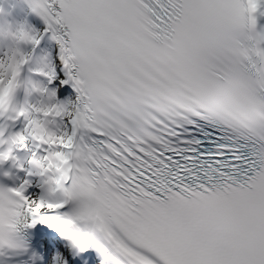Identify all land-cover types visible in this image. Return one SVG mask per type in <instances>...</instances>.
Returning a JSON list of instances; mask_svg holds the SVG:
<instances>
[{
  "label": "snow or ice",
  "instance_id": "obj_1",
  "mask_svg": "<svg viewBox=\"0 0 264 264\" xmlns=\"http://www.w3.org/2000/svg\"><path fill=\"white\" fill-rule=\"evenodd\" d=\"M27 2L45 28L0 55V116L30 73L0 163L31 169L0 187V249L7 226L33 264H264V0Z\"/></svg>",
  "mask_w": 264,
  "mask_h": 264
},
{
  "label": "bare ground",
  "instance_id": "obj_2",
  "mask_svg": "<svg viewBox=\"0 0 264 264\" xmlns=\"http://www.w3.org/2000/svg\"><path fill=\"white\" fill-rule=\"evenodd\" d=\"M5 5L10 4L13 9H15V11H17L20 15L21 13H24L26 15V17L28 19H30L32 21V17H34L35 19V24H36V28L39 32H42L45 28V25L43 24L42 20L35 15L29 6V3L27 2V0H5L4 1ZM257 31H264V16H258V25H257ZM48 46H50L48 41H44L42 42L41 48H40V55H44L46 48H49ZM29 72L27 70V68L25 69L24 72V77L29 76L28 75ZM25 93L24 89H18L17 93H16V100L17 102L22 105L24 100H25V94L24 96H22V94ZM14 113H6L3 116H0V129L5 130V132H7V128H12L14 126H16L17 124H21L23 125L22 127V131H24V125L25 122L24 121H20V120H13V119H9L10 116H13ZM11 136V135H9ZM2 151V150H0ZM27 150H16L14 155L16 157L15 160L10 159L6 162H2V165H5V163H10L11 165L8 168H5V170L2 172V177H0V180L2 182H0V187H8V186H4V184L6 183V181H12V182H17L15 187L21 185L23 183V181L27 178V172L31 169V166L29 164V160L27 161V163H23V156L26 154ZM16 162L19 163V166L16 167L15 169H12L16 166ZM21 164L23 165V168H21ZM6 167V166H5ZM22 171V173H18L19 171ZM9 183V182H8ZM91 255L93 258V264H102L103 258L101 256L98 255V253L93 249L91 250Z\"/></svg>",
  "mask_w": 264,
  "mask_h": 264
},
{
  "label": "clouds",
  "instance_id": "obj_3",
  "mask_svg": "<svg viewBox=\"0 0 264 264\" xmlns=\"http://www.w3.org/2000/svg\"><path fill=\"white\" fill-rule=\"evenodd\" d=\"M18 29L19 28L12 25L11 21H9L6 17L3 20H0V52L10 55L11 51L15 50L18 47L22 48L25 51L27 45L21 44L16 38V33ZM29 76L22 78L21 88H23V82L26 81L29 78ZM20 106L21 105L16 100V94H15L9 112L12 113V109L18 108ZM7 147L8 146L6 145L5 150L7 149ZM5 240L14 244L22 243L23 247L19 249L12 248V247H8L6 244L3 249H0V264H33L32 255L34 252H36V250L32 248L31 245L32 236L30 233L23 232L20 235H17L14 232H11L9 229H7L6 226Z\"/></svg>",
  "mask_w": 264,
  "mask_h": 264
},
{
  "label": "rangeland",
  "instance_id": "obj_4",
  "mask_svg": "<svg viewBox=\"0 0 264 264\" xmlns=\"http://www.w3.org/2000/svg\"><path fill=\"white\" fill-rule=\"evenodd\" d=\"M4 1L5 0H0V11L1 10L2 11L5 10L7 12V14L9 15V13L11 12V10H13V8H12V6L10 4H7L8 6H6ZM31 19H32V21L30 19H28L24 13H21V15L19 14V17L17 19L10 20V21H11L12 25H14L17 28H19L20 26H26V27H30V28H33V29L37 30L36 24L34 23L35 22L34 17H32ZM48 47H50V46H48ZM25 51L26 52H30L31 51V46H26ZM47 51H48V48H46L45 53ZM3 54H4L3 52H0V55H3ZM35 102H33V103H35ZM29 159H30V151L24 157L23 163H27V161ZM33 187L35 188V185H33Z\"/></svg>",
  "mask_w": 264,
  "mask_h": 264
}]
</instances>
